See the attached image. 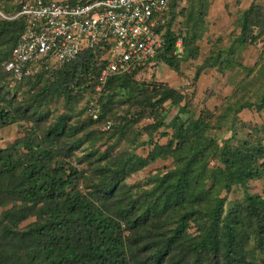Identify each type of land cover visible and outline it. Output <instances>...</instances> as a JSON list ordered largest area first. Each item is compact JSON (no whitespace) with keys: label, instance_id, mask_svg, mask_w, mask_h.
<instances>
[{"label":"trees","instance_id":"obj_1","mask_svg":"<svg viewBox=\"0 0 264 264\" xmlns=\"http://www.w3.org/2000/svg\"><path fill=\"white\" fill-rule=\"evenodd\" d=\"M178 1L160 24L164 46L155 59L183 75L199 55L204 23L199 17L175 30ZM187 1L204 10L205 0ZM263 21L264 9L246 12L241 41L256 42ZM24 28L23 18L0 19V128H22V137L0 147V264H264V192L226 206L233 187L264 176V124L237 117L248 103L195 109L182 90L135 79L143 64L113 75L99 92L101 46L17 82L31 88L19 97L6 65ZM231 52L221 51L215 63ZM74 91L92 98L88 120L71 110L52 115L50 105L61 98L66 106L76 101ZM116 99L134 112L121 115ZM171 108L179 113L167 123ZM156 133L167 143L155 141ZM146 145L152 149L145 158L136 151ZM158 160L169 165L147 183L129 182Z\"/></svg>","mask_w":264,"mask_h":264},{"label":"built area","instance_id":"obj_2","mask_svg":"<svg viewBox=\"0 0 264 264\" xmlns=\"http://www.w3.org/2000/svg\"><path fill=\"white\" fill-rule=\"evenodd\" d=\"M171 0H20L21 33L6 65L16 82L68 63L88 49L101 46L106 63L99 77L101 92L113 75L141 66L164 46L158 31ZM93 118L97 101L90 102ZM109 127V126H108Z\"/></svg>","mask_w":264,"mask_h":264},{"label":"rangeland","instance_id":"obj_3","mask_svg":"<svg viewBox=\"0 0 264 264\" xmlns=\"http://www.w3.org/2000/svg\"><path fill=\"white\" fill-rule=\"evenodd\" d=\"M19 3L20 0H0V10L3 11L7 17H14L15 14L18 12ZM250 5H251L250 0H205L204 10L200 11V8L199 6L196 5V3H194L193 5H189L187 0H180L176 4L177 6V8L175 9L176 21L174 22V29L176 30L179 27H182L183 25L184 26L189 25L188 23L193 24L194 22L198 21L199 17L201 18L203 17L202 19L204 23V30L201 33H203L204 36L201 39L204 40L202 44L203 45L202 48L205 49L207 48V44H206L207 39L204 38L205 36L207 37L206 33L215 35L218 34L219 32L224 33L226 31L227 33L230 32L231 36H233L237 32V30H240V22H241V18H243L242 14L244 10H246L245 8L250 7ZM4 7H9V8L11 7L12 9L10 8V11L7 12L3 9ZM182 11H184L185 14ZM167 14H170V12H168ZM6 20H10V19H6ZM210 38L211 37H209V39ZM222 40H220L221 41L220 42L218 39H216L215 41L216 48L223 47L224 43H222ZM237 44H239V46L241 45L240 43ZM241 47H244V45H242ZM105 59H106V53L103 51H99L98 61L102 62L105 61ZM199 67L200 66L198 67L196 66V70H195V69H191L190 65L185 64L182 68L183 74L184 75L186 74V76L184 77L182 76V77L186 81L187 80L189 81L188 84H190L191 82V84L188 86L189 89H192L190 87L191 85H193L192 81L194 80L195 82V80H197V77H193V75L196 76ZM172 71L174 72V70L169 68L164 62L154 59L143 64L141 68L136 69L133 75L135 79H138L139 81L147 84H164V82H160L159 80H162L164 77L168 76ZM192 77L194 79L191 81ZM7 84L10 86L12 90L19 92L18 93L19 97L21 96V93H24L31 89L30 85L26 83H17L11 78L7 79ZM74 92H75L74 96L76 101H73L67 106L66 103L63 101L64 100L63 98H61V100L59 101H56V103L50 105V110L53 112L52 115L62 113V111L66 112L67 110H69L70 112L71 110L72 114H74V117H78L79 119H82L84 121L88 120L87 118L89 116L86 113L85 107L87 101L90 98L89 97L90 95L89 93L78 94L77 91ZM187 94H188L187 97L189 99L188 103H191V97H190L191 95L189 93ZM113 107L114 109L118 110V112H120L121 115H124V113H126L129 110L133 113L135 110V106H133V104L120 105L119 99H116V101L113 104ZM166 107H169L168 103L166 104ZM197 108H199V106L195 107V109ZM262 112L264 113V111ZM178 113H179V108H171L166 122L169 123L173 119V117ZM147 121L145 123L149 122ZM71 123L74 124V120H72ZM145 123L140 124L139 126L137 125V127L141 128L142 126H144ZM251 125L253 126V123ZM226 126H224V129ZM248 128L246 129L247 131ZM226 135H230V133ZM19 137H22V128L17 124H10L0 128V147L8 146ZM147 138H148L147 135L144 136V139ZM168 139L169 138L167 136H159L158 133H156L155 135V141H158L161 144H166ZM104 148L105 147H102L101 149ZM151 149L152 147L146 145L139 147L136 152L138 155L146 158L149 152L151 151ZM166 165H169V161L158 160L155 162H151L147 164L142 171L134 175L129 180V182L130 183L137 182L140 184L147 183L146 180L149 178V176L157 173L158 171L164 170V167ZM247 192L254 195H258V194L262 195L264 192V176L249 181V183L247 184V188L238 187V186L233 187L232 191L228 195V203L226 205L227 208L235 206V203L237 201H241V200L243 201V199L245 198V194ZM34 221L35 218L30 219L26 221L24 224H22L21 227H27L31 225V223Z\"/></svg>","mask_w":264,"mask_h":264},{"label":"crops","instance_id":"obj_4","mask_svg":"<svg viewBox=\"0 0 264 264\" xmlns=\"http://www.w3.org/2000/svg\"><path fill=\"white\" fill-rule=\"evenodd\" d=\"M250 2V7H246L242 14L240 30H237L233 36L226 31L215 35L206 33L207 37L204 38L207 39V48L203 49L204 40L201 38L204 34H200L197 41L200 48L199 55L186 63L190 65L191 69L196 70V66L202 68L198 79L194 82L195 75L191 79V81L193 80V85L190 86L192 89L188 88L191 82L188 84L189 81L183 78L186 74L178 73V75L175 71L159 81L182 90L186 94L189 93L191 103L201 109L206 108L213 111L216 108H222L230 99L233 103L236 102L235 104L238 102L248 103L249 107L238 112L239 121L248 125L253 123L254 126H261L264 124V113L260 110L262 107L260 104L264 101V32L262 31L263 34L254 43L241 41V36L246 12L253 7L264 9V0H250ZM262 23L264 24V21ZM256 28L257 34L260 30H264L263 27ZM209 37L211 38L209 39ZM216 39L219 41L223 39V47H215ZM237 43L241 45L239 46ZM242 45L244 47H241ZM177 47L179 53L184 52L181 41L178 42ZM223 50L224 52L232 51L233 56L229 55L227 59L226 55H222V61L215 63V58ZM234 106L236 107V105Z\"/></svg>","mask_w":264,"mask_h":264}]
</instances>
